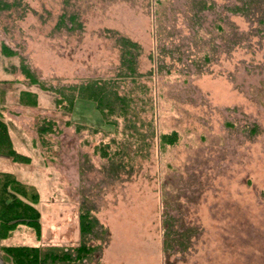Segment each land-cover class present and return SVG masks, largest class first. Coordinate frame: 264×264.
Returning a JSON list of instances; mask_svg holds the SVG:
<instances>
[{
    "label": "rangeland",
    "instance_id": "rangeland-1",
    "mask_svg": "<svg viewBox=\"0 0 264 264\" xmlns=\"http://www.w3.org/2000/svg\"><path fill=\"white\" fill-rule=\"evenodd\" d=\"M245 3L0 0L15 5L0 11V49L15 54L1 53L3 120L15 151L31 160L5 157L0 169L38 189L41 226L36 240L19 225L7 245L76 247L78 216L89 211L105 232L96 231L85 264H264V0ZM113 31L140 45L138 73L153 70L136 78L146 88L133 96L139 120L156 135L178 134L164 150L146 136V157L134 155V139L93 133L89 110L78 116L54 103L86 79H117ZM125 81L121 94L135 86ZM20 91L38 105H20ZM44 120L53 127L41 135ZM100 145L109 157L95 153Z\"/></svg>",
    "mask_w": 264,
    "mask_h": 264
},
{
    "label": "trees",
    "instance_id": "trees-1",
    "mask_svg": "<svg viewBox=\"0 0 264 264\" xmlns=\"http://www.w3.org/2000/svg\"><path fill=\"white\" fill-rule=\"evenodd\" d=\"M239 1L242 2L243 6L246 5V0ZM12 5H0V11L10 9ZM201 6L202 8L210 7L206 3H202ZM243 6H234L230 8V11L233 13L244 12ZM112 34L120 50L117 79L90 78L77 85L63 88L55 96V105L71 114L74 111L78 116H84V112L89 110L98 118L99 122L98 128H90L93 133L113 134V136L121 134L128 140L134 139L136 145L134 155L136 156H147V152H143L144 150L148 151L149 148V143L145 141L146 136L158 138L160 150H164L167 146H174L178 140L177 132L172 131L169 134L156 135L151 122L144 123L138 118L134 97L136 95L139 99L142 98L146 88L142 85L137 87L136 78L150 76L153 73V70H149L145 74L138 73L136 60L140 45L120 36L116 31H113ZM1 53L6 56L15 55L5 44H1ZM27 72L26 77L30 84L38 85L42 90L47 89L30 72ZM126 79H129L135 86L129 87L127 93L121 94L119 87L121 83H126ZM7 83V81H0V156L9 158L15 163L29 164L30 158L18 153L13 148L7 124L3 120L6 94L4 86ZM135 91H139L141 94L138 95ZM18 103L26 107H36L38 105L37 95L30 91H20ZM76 109H78L77 112ZM142 109L139 108L141 112L144 111ZM138 121H140L139 125H137ZM145 125L148 134L140 132L138 129ZM52 127V122L44 120L39 128V133L41 135L48 134L52 132ZM78 127H80L79 129L86 128L83 125ZM112 141L114 140L112 139ZM125 144L123 142V145ZM118 145L120 144L117 143ZM107 148L109 149L108 145L96 146L95 153H100L102 157L107 158L110 156ZM39 201V191L35 186L20 182L12 173L0 172V240L9 238L19 225L32 229L35 239L39 240L41 235L40 213L37 209ZM78 220L80 240L76 247L2 246V263L85 264V261L90 260V257L98 250V246L91 244V241L96 239V231L99 228L105 232V229L89 211L80 212Z\"/></svg>",
    "mask_w": 264,
    "mask_h": 264
},
{
    "label": "crops",
    "instance_id": "crops-1",
    "mask_svg": "<svg viewBox=\"0 0 264 264\" xmlns=\"http://www.w3.org/2000/svg\"><path fill=\"white\" fill-rule=\"evenodd\" d=\"M0 54H1V49H0ZM3 55L1 54V56H0V81H7V80H5V79H2L3 77H2V72L4 71V72H7V71H9V68H7L5 65L6 64H8V62H6L5 61V59H3ZM6 158L5 157H2V156H0V166H3V165H5V160ZM0 172H6V171H3V170H1L0 169ZM25 227V226H24ZM18 228V227H17ZM16 228V229H17ZM16 231V230H15ZM15 231L11 234V236L9 237V238H7V239H4V240H0V264H3L2 263V260H1V256H2V252H1V247L2 246H16V245H7L6 244V242L8 241V240H10L11 239V237H12V235L15 233ZM157 257H158V255H157ZM158 259V258H157ZM134 261H135V264H144V262L142 261V258L140 257V258H134L133 259ZM129 262H130V260H129ZM127 264H129V263H127ZM150 264H155L154 262H151Z\"/></svg>",
    "mask_w": 264,
    "mask_h": 264
}]
</instances>
